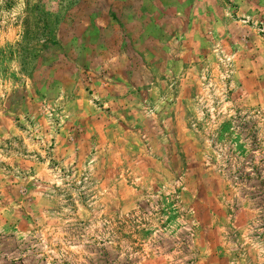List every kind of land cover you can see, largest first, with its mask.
I'll list each match as a JSON object with an SVG mask.
<instances>
[{
    "label": "rangeland",
    "instance_id": "374dc122",
    "mask_svg": "<svg viewBox=\"0 0 264 264\" xmlns=\"http://www.w3.org/2000/svg\"><path fill=\"white\" fill-rule=\"evenodd\" d=\"M0 264H264V0H0Z\"/></svg>",
    "mask_w": 264,
    "mask_h": 264
}]
</instances>
